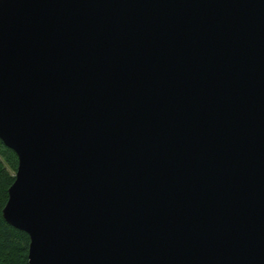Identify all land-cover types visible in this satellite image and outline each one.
<instances>
[{"label":"water","instance_id":"obj_1","mask_svg":"<svg viewBox=\"0 0 264 264\" xmlns=\"http://www.w3.org/2000/svg\"><path fill=\"white\" fill-rule=\"evenodd\" d=\"M0 141L28 264H264V0H0Z\"/></svg>","mask_w":264,"mask_h":264},{"label":"trees","instance_id":"obj_2","mask_svg":"<svg viewBox=\"0 0 264 264\" xmlns=\"http://www.w3.org/2000/svg\"><path fill=\"white\" fill-rule=\"evenodd\" d=\"M16 167L15 152L0 141V264H28L29 236L10 225L2 215Z\"/></svg>","mask_w":264,"mask_h":264}]
</instances>
